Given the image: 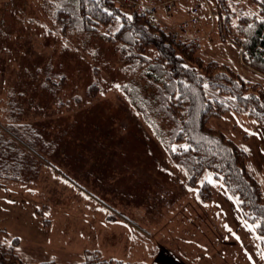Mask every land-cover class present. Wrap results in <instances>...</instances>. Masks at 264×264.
Returning <instances> with one entry per match:
<instances>
[{
	"label": "rangeland",
	"instance_id": "obj_1",
	"mask_svg": "<svg viewBox=\"0 0 264 264\" xmlns=\"http://www.w3.org/2000/svg\"><path fill=\"white\" fill-rule=\"evenodd\" d=\"M60 1L0 0V123H12L10 129L18 132L22 139V143H17L20 150L27 148L23 144L30 145L27 148L29 152L30 148L33 149L30 152L33 163L29 166L32 168L19 166V169L17 163L16 168L9 170L13 176L19 177L17 179L15 176L16 180L10 182H13L11 188L16 191H10L9 195L0 193V227L5 228V231H0V243H13L12 238L17 237L14 251L26 262L53 259L59 264H78L83 260L84 254L82 249L77 250V244H70L76 241L81 244L78 237L59 235L54 228L49 230L51 236L46 231L35 233V229L31 230L27 223L18 225L17 216L23 218L18 214L25 210L37 212L35 202L44 208L54 203L57 207H63L69 200L68 197L73 196L72 193H66L63 202L57 201L62 200L57 196L64 195L65 190L61 185L67 183L64 180L66 176H71L81 184L85 183L79 164L70 161V152L73 156L80 153L85 155L87 152L102 153V150L110 149L111 145L122 151L124 146L119 145V139L126 135L121 136L119 131H126L137 138L143 137V133L147 131L152 135L156 146L159 141L122 87H131L139 74H130L124 69L125 61L117 50V43L107 41L102 36L103 27L93 35L77 31L61 34L59 25L52 16ZM118 1L130 5L126 3L127 0ZM240 7L243 11L246 8L254 9L245 3ZM170 13L171 11L168 14ZM180 21L169 28L171 33L178 29L176 26ZM206 24L204 33L193 34L200 36V40L196 42L200 44L198 54L204 60L213 59L228 64L244 78L259 83L264 89V77L253 73L243 64L241 49L229 39L222 40L211 21ZM185 33L183 29V34ZM185 37L193 40L190 36ZM147 48L154 52L153 47ZM60 77L64 80L62 79L58 89L46 84V78L57 82ZM94 84L99 85L100 90ZM135 115L140 123L133 118ZM208 124L223 131L247 151V165L257 176L264 191V126L235 112L210 118ZM99 135L102 139L96 140ZM245 135L249 136L248 141L243 139ZM8 137L6 132L1 136L0 152L5 153ZM168 159L174 164L169 156ZM183 172L186 181L185 171ZM204 179L210 183L216 201L229 195L225 184L212 171L203 173L201 180ZM68 186L76 191L71 184ZM52 193L57 196L53 194L50 198ZM61 193L63 194L60 195ZM222 203L224 206H231L226 201ZM25 204H29L31 210ZM215 214L221 215V209L215 208ZM195 215L197 221L204 216L199 210ZM223 216L226 219L222 218L218 227L232 221L229 215ZM244 219L243 221L246 220ZM246 221L242 232L247 238V255L224 251L220 245L212 254H208L204 264H264L255 254L259 245L254 226Z\"/></svg>",
	"mask_w": 264,
	"mask_h": 264
},
{
	"label": "trees",
	"instance_id": "obj_2",
	"mask_svg": "<svg viewBox=\"0 0 264 264\" xmlns=\"http://www.w3.org/2000/svg\"><path fill=\"white\" fill-rule=\"evenodd\" d=\"M192 1L188 15L181 21L191 16L194 4H198L199 19L185 26V35L191 39L189 27L204 18L211 21L222 40L229 39L241 49L243 64L264 77V0H208L217 15L212 20L205 14L207 5L203 0ZM242 3L254 9L243 11ZM55 8L52 16L61 34L77 31L93 35L103 27L102 36L117 43L125 61L124 69L139 74L131 87L122 86L132 105L151 127L171 161L185 171L187 184L195 189L202 203L212 199L210 183L201 180L203 173L212 171L222 180L243 217L253 224L259 251L264 255V194L248 168L247 151L208 124L210 118L235 112L264 126V89L260 84L244 78L226 63L204 60L198 54L200 44L185 36L173 40L167 26L159 22L150 24L145 11L134 10L118 0H61ZM147 47H153L154 52ZM48 79L46 84L58 89L63 77L57 82ZM94 87L99 89L97 84ZM95 88L91 87L94 92ZM11 124L0 123V147L3 133L9 135L5 153L0 152V188L3 189L19 179L9 171L16 168L15 164H19V169V166L30 169L33 163L30 153L33 149L29 152L27 144H23L27 148L22 150L17 147L22 139L10 129ZM36 209L40 213L41 209ZM0 231L5 228L0 227ZM17 240L14 237L13 243H0V264H59L53 259L23 261L14 251ZM83 254L78 264H132L105 258L97 250H84Z\"/></svg>",
	"mask_w": 264,
	"mask_h": 264
},
{
	"label": "crops",
	"instance_id": "obj_3",
	"mask_svg": "<svg viewBox=\"0 0 264 264\" xmlns=\"http://www.w3.org/2000/svg\"><path fill=\"white\" fill-rule=\"evenodd\" d=\"M144 1L159 4L162 0ZM192 2L178 1L170 14L158 7L159 23L171 29L188 15ZM205 20L189 27L188 33H204L207 29ZM133 118L140 123L136 115ZM119 130L122 128L119 127ZM119 132L121 136L126 135L119 139V145L124 146L122 151L111 145L102 153L87 152L73 156L70 152V161L79 164L81 175L88 185L66 176L64 180L76 191L65 183L61 185L65 190L63 196L50 195L51 198L55 194L62 199L57 201L63 202L66 193H72L66 204L57 207L54 203L44 208L33 201L35 209H41L40 213L22 211L18 215L23 218L17 216L18 225L27 223L31 230L35 229V233L46 231L49 236V230L54 228L59 235L78 237L81 244L77 241L70 244H77V250L82 249V253L84 250H97L105 258L130 261L132 264H204L208 254L220 245L224 251L247 255V238L242 232L246 220L227 190L229 195L216 201L212 194L210 202L202 203L195 189L185 181L183 169L169 162L166 151L158 142L157 146L153 143L155 140L151 134L146 131L143 137L137 138L126 131ZM97 139L102 138L99 135ZM243 139L248 141L249 136L245 135ZM152 145L155 147L152 148ZM12 183L7 189L0 188V193L9 195L10 191H16L11 188ZM261 187L263 190L262 184ZM223 201L231 206H224ZM25 205L31 210L29 204ZM215 208L221 209V215L215 214ZM198 210L204 214L199 221L195 215ZM226 214L232 221L218 227L221 219H226L223 216ZM42 218L49 222L43 224ZM255 254L264 262L259 248Z\"/></svg>",
	"mask_w": 264,
	"mask_h": 264
},
{
	"label": "built area",
	"instance_id": "obj_4",
	"mask_svg": "<svg viewBox=\"0 0 264 264\" xmlns=\"http://www.w3.org/2000/svg\"><path fill=\"white\" fill-rule=\"evenodd\" d=\"M205 4L207 5V8L205 10V14L209 19H214L216 18V12L213 8V6L208 2V0H203ZM178 0H162L159 4H144L140 0H127V3L130 4V6L137 11H145L146 12V19L150 24H156L158 22L157 18V10L158 7L161 8V11L164 13H169L174 6H176V3ZM198 9V4H194V6L191 9V16L184 20L180 21L178 29L174 30L172 32V39L177 40L181 36H186L183 34V29H185V26H187L190 23H195L199 19V13L197 11ZM191 39L196 43L200 40V36L198 35H192Z\"/></svg>",
	"mask_w": 264,
	"mask_h": 264
}]
</instances>
